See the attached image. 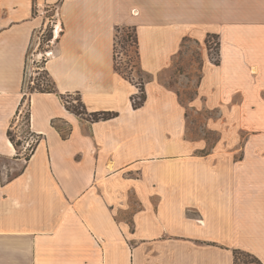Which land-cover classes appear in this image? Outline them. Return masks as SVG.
I'll return each instance as SVG.
<instances>
[{
	"label": "crops",
	"instance_id": "0c3cea01",
	"mask_svg": "<svg viewBox=\"0 0 264 264\" xmlns=\"http://www.w3.org/2000/svg\"><path fill=\"white\" fill-rule=\"evenodd\" d=\"M43 9L64 32L45 64L55 92L29 97L40 140L27 159L8 131ZM118 28L138 38L139 109L115 70ZM194 50L200 63L177 74ZM68 95L118 117L78 116ZM200 111L218 115L202 121L220 135L212 146L190 136ZM238 253L264 264V0H0V264H237Z\"/></svg>",
	"mask_w": 264,
	"mask_h": 264
},
{
	"label": "rangeland",
	"instance_id": "374dc122",
	"mask_svg": "<svg viewBox=\"0 0 264 264\" xmlns=\"http://www.w3.org/2000/svg\"><path fill=\"white\" fill-rule=\"evenodd\" d=\"M35 11V10H34ZM47 9H43L41 12L37 13L42 14V18L47 25V18H50V14L46 12ZM45 23L41 24V27L35 30L34 39L32 41V47L28 55V63L26 69V76H25V84H24V91L26 96L24 98L23 104L20 107L17 116L15 117L12 125L11 131L13 133L16 142L19 144V147L16 149L20 153H25V157L28 159L34 153L36 146L38 144L39 137L38 135L34 134L31 129V124L29 125V97L30 94L34 91L35 88H46L51 86L50 78L48 75L43 71L44 67V57L43 55H50L53 54L52 49L57 42L58 37L55 40L50 39L51 29L48 25L46 27ZM134 32L130 28L121 29L117 34L116 44H115V51L117 56V61L120 63L121 68L124 69L125 72L128 73L131 82L134 83L136 86L141 88V82L145 80V75L139 69V65L137 66V56H136V46H135V39H134ZM215 42V41H212ZM40 45L38 46V44ZM194 46V45H192ZM186 51L190 48L188 44ZM184 54V53H183ZM183 57V55H182ZM189 57V56H188ZM177 74L184 73L185 71L188 72L190 70V66L195 65V63H200L198 51L194 50L191 53V57L184 58L178 62ZM183 63V64H182ZM189 68V69H188ZM192 74V75H190ZM190 76L193 77V81L195 83L194 88L192 90L181 91L180 96L182 101L188 104L189 100L195 97V87L199 80V73L196 71L194 73H189ZM74 98L76 96H73ZM68 96L64 97V102L66 100L70 101L73 104L74 98H69ZM76 105V103H74ZM191 113V111H190ZM193 116L190 118L192 122L190 124V136L191 138H207L209 140L210 146L215 144L218 141L220 135L217 132L208 131L203 126V120L206 119H217L216 111H200L199 113H192ZM37 140V142H36ZM34 149V151H33ZM33 151V153H31ZM253 258L246 253H238L236 254V263L237 264H245L252 261Z\"/></svg>",
	"mask_w": 264,
	"mask_h": 264
},
{
	"label": "trees",
	"instance_id": "16d2710c",
	"mask_svg": "<svg viewBox=\"0 0 264 264\" xmlns=\"http://www.w3.org/2000/svg\"><path fill=\"white\" fill-rule=\"evenodd\" d=\"M120 30L121 29H119V28L117 29V34H118V32ZM131 30H132V32H134V35H135L134 36V39H135L134 42H135V46H136L135 48H136L137 66H138L139 65V50H138V45L139 44H138V38L136 36L135 30L134 29H131ZM117 34H116V39H117ZM52 38H53V35L51 34L50 35V39H52ZM212 41H215V42H212ZM206 44L208 46V49L210 51L214 52V54L212 56V60L214 61V63L216 65H218L219 62H220L219 58H218L219 48H220V43L218 41V38L215 35H209L207 40H206ZM114 60H115V70L118 73H120L124 78H126L127 80L131 81L128 73L125 72L123 68H121L120 63L117 61L116 51H115V54H114ZM43 71L48 75L47 71L45 70V65L43 67ZM48 77H49V75H48ZM50 84H51V86L46 87V88H43V87H41L40 89L39 88H35L32 93H34V92H42V93L55 92L54 85H53V82H52L51 79H50ZM141 90H142V94L140 96H136L135 95V96L132 97V105H133L134 109H139V108L143 107L145 102H146L147 96H146V92H145V80H143L141 82ZM73 96H76L72 100L73 101L77 100V104L74 105V103L72 104L70 101L66 100L68 103H70L69 105H66V106H67L69 111H71L72 113H75L78 116L86 117L88 120H90L92 122L107 121V120H111V119H114V118L118 117V113H115V112L88 113V111H87L85 105L83 104L80 96L79 95H68L69 98L73 97ZM63 101H64V98H63ZM30 124H31V115L29 114V125ZM68 132L67 133H63V136L67 137L68 136ZM8 137H9L10 141L14 144L15 147H19V144L16 142V139L14 138L11 129L8 131ZM38 142H39V140H38ZM27 159H28V157H27ZM250 262L251 263H254V262L255 263H260L256 259H253ZM250 262H248V263H250ZM245 264H247V263H245Z\"/></svg>",
	"mask_w": 264,
	"mask_h": 264
},
{
	"label": "built area",
	"instance_id": "2783aa9c",
	"mask_svg": "<svg viewBox=\"0 0 264 264\" xmlns=\"http://www.w3.org/2000/svg\"><path fill=\"white\" fill-rule=\"evenodd\" d=\"M48 25L50 26L51 33L53 35V38L52 39L56 41V39L58 37H60L62 35V33L64 32V28H63L62 22L60 21V19L56 18V16H52L50 18H47V25H46V27ZM39 45H40V43L38 44V46ZM43 56H45L44 57V59H45L44 64H46L47 61L51 58L52 54H50V55L47 54V55H43ZM136 87H137V94H136V96H140L142 94V90L138 86H136ZM64 103L66 105H69L70 104L68 102H64ZM73 103H76L77 104V101L74 100ZM36 142H37V140H36ZM33 151H34V149H33ZM33 151L31 153H33Z\"/></svg>",
	"mask_w": 264,
	"mask_h": 264
}]
</instances>
